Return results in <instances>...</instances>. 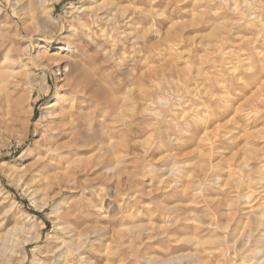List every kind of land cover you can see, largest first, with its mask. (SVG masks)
<instances>
[{"label":"rangeland","instance_id":"1","mask_svg":"<svg viewBox=\"0 0 264 264\" xmlns=\"http://www.w3.org/2000/svg\"><path fill=\"white\" fill-rule=\"evenodd\" d=\"M92 1L101 0H55L45 27L25 18L26 29L0 0V57L9 49L19 83L15 104L0 109V236L18 224L26 240L9 243L0 264H50L62 236L55 217L74 205L102 227V251H87V264H264V0H113L146 15L122 28L129 36L78 10ZM67 24L82 34L79 50L53 49L71 41ZM46 39L49 54L103 69L121 97L116 131L133 115V140L115 147L122 157L109 168L32 196L15 170L32 161L37 119L60 84L53 61L35 57Z\"/></svg>","mask_w":264,"mask_h":264},{"label":"bare ground","instance_id":"2","mask_svg":"<svg viewBox=\"0 0 264 264\" xmlns=\"http://www.w3.org/2000/svg\"><path fill=\"white\" fill-rule=\"evenodd\" d=\"M132 1L134 3H141L142 0ZM10 2L17 10L21 24L26 29H29V27H27L25 18L34 20L38 24L37 26L41 28V26L45 27L47 21L53 17L52 13L55 8V0H10ZM91 3L95 4L90 6L82 5L78 10L80 12L85 11L83 15L86 16V14H88V16L93 20L99 21V23L102 22L104 24H109V26L111 25L117 31L116 33L118 35L123 34L124 36H129L128 34H130V32L127 33L125 30H122V28L135 26V23L137 24L136 21L140 23L141 21L139 20L146 16L144 13L140 12V14L138 13L140 19L138 20L136 16H132L133 14H128L125 7L118 6L113 0L92 1ZM87 11L88 13H86ZM72 15V11H70V16L75 19L79 25H85L84 16ZM70 25L67 24L62 29L66 32L64 36L65 39L71 41L58 43L53 49L66 48V51L71 52L73 49L78 48L76 42L82 40V34L80 35L72 31L73 28L71 29ZM44 43L45 44H40V42L34 43L33 47L36 49L35 57L45 62L53 61L55 73L58 75L57 79H59L60 84L56 87L53 99L42 106V109H45L44 114L37 119V122H41L42 126H40L38 132L39 138L35 140L33 145L34 155L32 161L15 170L16 181L21 184L25 190H29L28 193L32 196L38 193L44 186L48 187L52 184H56L60 191L65 189L69 190L71 186H73L71 184L76 182V179L82 175H86L88 172L90 173L96 167L99 168L105 165L109 168L111 166H109V164L118 162V159L122 157L121 154H118L121 148L117 150L115 147L123 145V142L133 140L130 134L134 119L133 115H128L129 119H126L127 121L124 124L126 129L124 130L123 128L124 131H122V129L120 132L116 131L117 127L115 126L114 118L116 117L117 110H120L119 99L121 97L119 96L120 94L116 96L111 91L112 89L110 90L107 87L106 82L108 83V81H104L103 77L100 76L103 75V69L98 67L97 69L89 70L88 66L85 67L86 64L84 65L81 60H79L80 58L78 59V53H74L75 55L70 54L73 55V57L69 55L62 58L57 54H49L47 51L49 40H44ZM77 50H79V48ZM9 52V49L5 50L3 56L0 57V109H4L5 106L10 108L15 104L16 101L12 100V98L19 85L18 82L11 81L17 71L14 70L16 67V59L10 56ZM82 54H84V52ZM82 57H84V55ZM86 57L87 56L84 58ZM23 66L26 65H20V67ZM114 90L116 91L115 88ZM90 109L91 111L88 112L91 113H86V111ZM195 111L197 113V109ZM124 112L126 113V111ZM114 138L120 139V141H115ZM98 168H96L95 171ZM80 182L82 183V181ZM80 189L83 188L80 187ZM11 203L13 204V202ZM12 207L13 205L10 206V209H12ZM94 207H96V210L99 209L98 206L94 205ZM56 211L57 207L55 206L52 210L55 216L57 213ZM60 218L62 221H59L57 217H55V224L56 229L61 231L62 236L59 238L57 247L49 250L50 253L48 257L51 260L50 264H70L73 259H78L84 264L89 263L88 257L85 256L87 251H102L104 242L101 243L102 240L99 239L98 235L102 227L93 226L90 220L91 217L88 218L83 216V207L81 205L71 206L70 209L63 212ZM71 221H78V225L81 227H78V225L71 226ZM23 228L24 227L21 229L18 227V224H14L12 230L0 236V257L4 255L9 243H25V238L19 240L20 237L18 238L15 236V233L13 234L15 231L24 232L25 230ZM27 244L28 243H26L25 246ZM114 253L115 252H113V254Z\"/></svg>","mask_w":264,"mask_h":264}]
</instances>
